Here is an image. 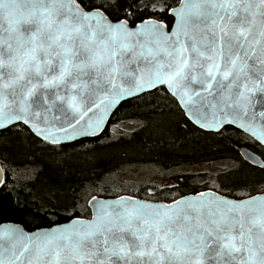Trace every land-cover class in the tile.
I'll use <instances>...</instances> for the list:
<instances>
[{"label": "snow or ice", "instance_id": "snow-or-ice-1", "mask_svg": "<svg viewBox=\"0 0 264 264\" xmlns=\"http://www.w3.org/2000/svg\"><path fill=\"white\" fill-rule=\"evenodd\" d=\"M0 0V131L99 138L122 102L162 128L247 134L264 154V0ZM252 164L264 162L250 153ZM5 179L0 177V185ZM92 196L91 219L0 225V264H264V195Z\"/></svg>", "mask_w": 264, "mask_h": 264}, {"label": "trees", "instance_id": "trees-1", "mask_svg": "<svg viewBox=\"0 0 264 264\" xmlns=\"http://www.w3.org/2000/svg\"><path fill=\"white\" fill-rule=\"evenodd\" d=\"M165 2L175 5L178 0H125L126 6L131 3L135 9L148 5L145 16L151 13L153 4ZM158 99L145 96L122 102L99 138L56 146L66 153H56L51 146L42 147L13 128L0 131V166L5 179V184L0 185V222L12 221L33 230L73 217H89L87 200L93 195L116 197L130 193L154 201H171L203 189L224 194L231 188L233 198L264 192V171L239 159L241 146L261 153L258 147L250 146V136L246 143L243 133L239 137L222 136L194 125L157 126L155 113L150 109ZM130 118H137L142 124L118 135L110 133L111 123ZM218 158H233L240 164L219 172L213 186L195 183L198 173L178 172L169 174L172 185L160 189L109 192L111 185L106 177L113 179L112 175L128 164L149 163L167 171ZM242 169L248 173L242 174ZM97 186H103V190L98 191Z\"/></svg>", "mask_w": 264, "mask_h": 264}, {"label": "rangeland", "instance_id": "rangeland-1", "mask_svg": "<svg viewBox=\"0 0 264 264\" xmlns=\"http://www.w3.org/2000/svg\"><path fill=\"white\" fill-rule=\"evenodd\" d=\"M155 124L160 125L159 121L155 118ZM153 123V122H152ZM142 124L137 118L122 119L110 125V133L118 135L127 131H131L139 127ZM240 147H238L239 149ZM46 153V152H44ZM56 153H66L63 151H56ZM260 156L263 155L258 152ZM242 158L240 155L239 159ZM240 164V163H239ZM238 161L231 158H218L209 159L207 161H201L190 166H178L174 169L163 171V168L149 163L137 162L133 164L125 165L119 171H117L113 179L106 177L108 183L111 186L109 192H116L126 189L128 192H132L135 189H142L146 191H152L154 189H160L166 185H172V181L169 179V174L186 172V173H198L199 176L194 179L195 183H208V186H213L214 181L217 180L219 172L231 170L232 167L239 166ZM235 166V167H234ZM2 167V165H1ZM242 174H247L248 170L242 169ZM105 179V180H106ZM90 190L92 188H89ZM98 191L103 190V186H97ZM129 194L130 193H126ZM133 196V195H132ZM88 201V200H87Z\"/></svg>", "mask_w": 264, "mask_h": 264}, {"label": "water", "instance_id": "water-1", "mask_svg": "<svg viewBox=\"0 0 264 264\" xmlns=\"http://www.w3.org/2000/svg\"><path fill=\"white\" fill-rule=\"evenodd\" d=\"M129 99H131V98H129ZM112 116V115H111ZM110 119H111V117L109 118V120H108V122H107V124L109 123V121H110ZM107 124H106V126H107ZM106 126H105V128H106ZM198 128V127H197ZM203 131H206V130H203ZM207 132H209V131H207ZM247 135V134H246ZM88 138H93V137H88ZM81 139H84V138H81ZM68 143H72V142H66V143H64V144H68ZM63 145V144H62ZM239 151H240V155L248 162V163H250L251 165H253L252 164V162H251V160H249L248 159V156H246V155H243L244 153H250L251 155H254L255 157H256V159H258V160H260V161H262V162H264V160L262 159V157L258 154V153H256V152H254V151H252L251 149H248V148H246V147H242V148H240L239 149ZM254 166V165H253ZM0 177H2L3 178V170H2V167L0 166ZM209 190H211V191H214V192H218V191H215V190H213V189H203V190H200V191H197V192H195V193H188V194H184V195H182V196H193V195H195L196 193H198V192H204V191H209ZM221 194V193H220ZM253 195H264V192H261V193H255V194H253ZM93 196H95V197H97V199H101V200H110V199H115L116 197H101V196H97V195H93ZM119 196H132V195H128V194H123V195H119ZM134 197H136V198H138V199H141V200H147V201H150V202H170V201H154V200H150V199H144V198H140V197H137V196H134ZM181 197V196H180ZM91 198L92 197H90L89 199H88V201L89 200H91ZM179 197H177L176 199H178ZM231 198H233V197H231ZM243 198H246V197H243ZM234 199H241V198H234ZM87 205H88V207H89V209H90V216L89 217H79V218H81V219H85V220H87V219H91V214H92V206H91V204H88L87 203ZM73 218H77V217H73ZM73 218H71V219H73ZM70 219V220H71ZM70 220H68V221H65V222H62V223H57V224H65V223H68ZM3 224H16V225H20V226H22L20 223H16V222H12V221H3V222H0V225H3ZM54 225V224H53ZM52 226V225H51ZM51 226H46V227H39V228H48V227H51ZM37 229V228H36ZM35 229H33V230H28V231H34Z\"/></svg>", "mask_w": 264, "mask_h": 264}, {"label": "flooded vegetation", "instance_id": "flooded-vegetation-1", "mask_svg": "<svg viewBox=\"0 0 264 264\" xmlns=\"http://www.w3.org/2000/svg\"><path fill=\"white\" fill-rule=\"evenodd\" d=\"M242 147H246V146H241L240 148H242ZM239 148V149H240ZM246 148H248V149H251L250 147H246ZM239 149H238V153L240 154V151H239ZM252 151H254V152H256V153H258L257 151H255V150H253V149H251ZM243 158V157H242ZM244 159V158H243ZM245 160V159H244ZM250 164V163H249Z\"/></svg>", "mask_w": 264, "mask_h": 264}]
</instances>
